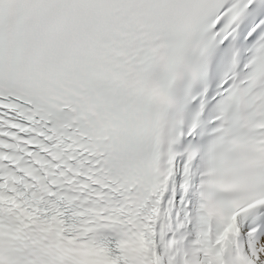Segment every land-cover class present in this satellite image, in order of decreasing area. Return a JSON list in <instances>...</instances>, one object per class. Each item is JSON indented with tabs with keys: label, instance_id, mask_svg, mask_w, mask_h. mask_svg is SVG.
Returning <instances> with one entry per match:
<instances>
[{
	"label": "snow or ice",
	"instance_id": "snow-or-ice-1",
	"mask_svg": "<svg viewBox=\"0 0 264 264\" xmlns=\"http://www.w3.org/2000/svg\"><path fill=\"white\" fill-rule=\"evenodd\" d=\"M0 264H264V0H0Z\"/></svg>",
	"mask_w": 264,
	"mask_h": 264
}]
</instances>
